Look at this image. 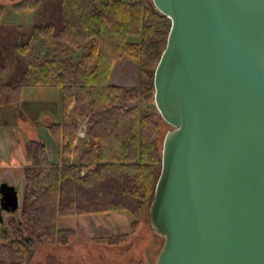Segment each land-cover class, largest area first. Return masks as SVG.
I'll list each match as a JSON object with an SVG mask.
<instances>
[{"label": "trees", "instance_id": "1", "mask_svg": "<svg viewBox=\"0 0 264 264\" xmlns=\"http://www.w3.org/2000/svg\"><path fill=\"white\" fill-rule=\"evenodd\" d=\"M9 6L4 12L0 5V109L17 104L25 88L59 91V116L45 127L58 161H49L42 136L14 141L24 158V186L10 235L0 240V264H33L42 247L69 242L73 229L61 228V217L122 212L131 231L148 223L170 128L153 105L154 69L170 20L152 0H10ZM11 10L32 11V22L14 29L3 18ZM36 36L46 46L66 44L78 59L32 57ZM121 59L136 65L135 86L109 83Z\"/></svg>", "mask_w": 264, "mask_h": 264}, {"label": "water", "instance_id": "2", "mask_svg": "<svg viewBox=\"0 0 264 264\" xmlns=\"http://www.w3.org/2000/svg\"><path fill=\"white\" fill-rule=\"evenodd\" d=\"M170 20L153 75L170 125L148 212L153 264H264V0H152ZM19 191L0 183L7 212Z\"/></svg>", "mask_w": 264, "mask_h": 264}, {"label": "rangeland", "instance_id": "3", "mask_svg": "<svg viewBox=\"0 0 264 264\" xmlns=\"http://www.w3.org/2000/svg\"><path fill=\"white\" fill-rule=\"evenodd\" d=\"M9 2L10 0H0V5L3 6L4 12L11 9ZM32 17L33 13L29 10H11L9 16H3L8 22L11 20V22L14 23V29L16 25L30 24L32 22ZM128 39L136 40L137 37L129 36ZM32 46V57H42L46 53H49L51 56L71 57L73 60H77L79 55L76 52H72L66 44L60 46H46L37 36L34 38ZM79 53H81V51ZM137 79L138 70L136 65L130 60L121 59L114 63L109 77V83L124 87H132L137 83ZM23 92L24 99H22V101L20 99L17 104L9 105L0 109V124H3V121L10 124L7 126L8 130L10 129L9 127L14 129L13 132L11 131L14 136V141L17 140V138H20L21 140L28 138V135L24 132L25 130L22 129L28 128L26 126L31 127L34 115L37 114L36 111L38 110V106L41 109L50 110V112L54 110L53 112H58L59 116L58 90H45L43 93L41 92L42 94L37 92L40 97H37L33 92H29L28 89ZM35 102H37L36 104L38 105L32 107L31 105ZM149 105L150 104H141V106L147 109L149 108ZM153 105L156 109L155 104ZM84 129L85 124L81 122L79 124V138L76 141L77 145H80V139L84 136ZM14 147H17L16 144ZM7 172L9 174L7 173L6 175L0 173V182L6 180L8 182H17L18 186L19 184H22L23 178L22 180L20 179V173L16 172L15 168H12ZM21 200L22 193H20V201ZM9 220L10 219L6 222V228L9 225ZM129 220L130 218L128 214L122 212H113L106 215L61 217L59 219V226L61 228L73 229L69 242L55 247H42L38 251L33 264H138L136 259L139 255H147L149 258L151 257L153 264L158 253H155V249H158L164 239L161 240L159 237L160 235L158 236L146 221L141 225H138L135 230L131 231ZM10 232V229H8V233L1 232L0 240H6L3 236H9ZM124 233H128V235L123 236L122 234ZM101 237L109 238L99 239Z\"/></svg>", "mask_w": 264, "mask_h": 264}, {"label": "crops", "instance_id": "4", "mask_svg": "<svg viewBox=\"0 0 264 264\" xmlns=\"http://www.w3.org/2000/svg\"><path fill=\"white\" fill-rule=\"evenodd\" d=\"M117 85V84H115ZM28 89L29 92H33L37 97L39 96V93H43L44 90H39L38 89H32V88H25L24 90ZM23 90V91H24ZM36 90V91H35ZM39 92V93H37ZM41 93V94H42ZM24 94V92H23ZM22 94V98H23ZM37 102L33 103L31 106L36 107L38 104ZM36 115H34L31 127L26 126L28 128H20L22 130H25L26 134L28 135V138L34 139L35 137L42 136L45 139L46 145H47V156L50 162L55 163L58 161L57 159V152L54 146V143L52 139L50 138L49 134L47 133L46 126L54 119L58 117V112H50V110L46 109H41L39 106L37 107ZM41 121V125L38 127H34V121ZM10 129L8 130V127H0V173L7 174L9 170L12 168H15L16 172L20 173V179L22 180V163L24 162V158L21 152V149L19 146L14 147V136L12 134L13 128L9 127ZM12 131V132H11ZM9 174V173H8ZM11 176V175H10ZM6 181V180H5ZM9 184L15 185L17 190L19 191L18 198L20 200V193L23 191V182L22 184L17 185V182H8ZM3 214V213H2ZM18 216V211L15 212H10V213H5L4 215H0V233L4 232L6 233L7 228H6V222L8 219L11 218H16Z\"/></svg>", "mask_w": 264, "mask_h": 264}, {"label": "flooded vegetation", "instance_id": "5", "mask_svg": "<svg viewBox=\"0 0 264 264\" xmlns=\"http://www.w3.org/2000/svg\"><path fill=\"white\" fill-rule=\"evenodd\" d=\"M2 182H6V181L4 180ZM3 204H4L3 202L2 203L0 202V215H4L5 213L6 214L9 213L3 208V206H1ZM136 260H137L138 264H152L151 257L149 258V256H147V255L146 256L139 255V256H137Z\"/></svg>", "mask_w": 264, "mask_h": 264}]
</instances>
